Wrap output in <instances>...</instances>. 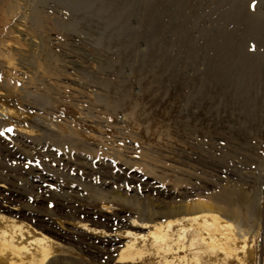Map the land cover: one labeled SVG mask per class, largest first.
<instances>
[{"label": "rangeland", "instance_id": "rangeland-1", "mask_svg": "<svg viewBox=\"0 0 264 264\" xmlns=\"http://www.w3.org/2000/svg\"><path fill=\"white\" fill-rule=\"evenodd\" d=\"M14 1L0 227L22 225L28 248L47 237L43 264H264V0ZM31 10L45 14L33 36ZM156 112L173 134L151 129ZM204 208L227 226L213 232L224 249L198 256L185 219ZM168 219L184 229L173 250L115 263Z\"/></svg>", "mask_w": 264, "mask_h": 264}, {"label": "bare ground", "instance_id": "bare-ground-1", "mask_svg": "<svg viewBox=\"0 0 264 264\" xmlns=\"http://www.w3.org/2000/svg\"><path fill=\"white\" fill-rule=\"evenodd\" d=\"M4 2L6 3L8 2V3L4 4ZM14 2H15L14 0H0V10L2 7H4L5 14L4 13L3 14L6 17L10 16V18H5V16L2 15L0 11V55L1 57L3 55L2 45L3 44L8 45V42L4 43L5 42L4 38L7 39L8 37H10L9 35H12V33H18V31L15 29V26L18 25V18L17 19L13 18L15 15V12H14L15 4H13ZM28 18H29L28 21L30 23L28 27L29 33L30 35L33 36L34 35L33 33L35 31H39V28L41 27V24L43 20L45 19V14L39 11H36V10H31ZM7 19H9L15 25L13 24L8 25ZM11 22H9V24H11ZM35 33L37 34V32ZM26 45L28 46V44ZM42 55H44V52H42ZM27 58H30V57L28 56ZM28 60L26 61L29 62ZM30 63L31 62H29V64ZM46 66H48L47 63L44 64V68L49 69V67H46ZM146 101H147L146 104L145 105L143 104L141 109H143V106H144V109H148L147 113H149L153 107L152 108L150 107V111H149L150 103L148 102V100ZM109 102L112 103L110 104L111 107L112 105L114 106L113 101H109ZM106 104L103 103V105H106ZM151 106H152V103H151ZM174 113L175 112H173V114ZM153 114H156V115L151 119L152 120L151 129L154 130L158 128H163L165 133L167 134L174 133V129H176L174 127V124L171 126L169 123H167L168 121L164 122L165 118L162 115V113L157 114L156 112ZM132 115H133V118H136L137 112L132 113ZM149 121L150 119L148 120V122ZM144 124H146L145 128H147L146 127L147 123L145 122ZM224 196H226L224 201L227 203H231L232 200L234 199V196L232 195H224ZM243 203L245 206L247 205L248 202L246 200ZM226 213H229V215L232 214V212L229 209H227ZM172 214L173 212H166L164 213V216L168 217ZM5 222L8 223V221H5ZM175 222L177 223V226L179 225V227L174 233L171 231V226L173 224H176ZM175 222L172 221L171 219H168L163 224L153 223L149 225L151 227V230H149V232L145 236H139V237H136L134 235L128 236V238H126L125 243L122 244V247L117 252L115 263H125L126 261L135 260L139 258L141 254L145 252V250H148V249L159 251L161 254L166 255L170 250H173L171 249V245H172L171 243H173L174 240L176 242L179 239L180 237L179 232L183 229L182 228L183 225L179 224V222L177 221ZM185 223H188L189 224L188 226H192L191 223H194L195 225L198 226L197 228H194L195 238L189 241V247L195 246L193 254L195 255L198 254V256L207 254L205 253L208 250L207 247L215 246V245L222 247L224 249V243H221L222 239L214 236L213 232L218 229V226H223V227L227 226L226 225L227 222L224 221L223 219L221 221H217L216 218L212 215V212L210 209L204 208V209H201L196 215L194 214L192 216L186 217ZM0 228H3L0 230V264H43L50 257L49 255H50L51 243L47 237H44L43 235L31 236L30 241H27V242H29V245H32V246L28 248V246H25V244H23L21 241H19L18 243L15 242L18 239V237L22 239V236H23V226L22 225L11 223L9 228H7L6 226L0 227ZM236 246L240 248V243L236 242ZM239 259L240 258L237 257V260ZM165 263H168V261H165Z\"/></svg>", "mask_w": 264, "mask_h": 264}]
</instances>
